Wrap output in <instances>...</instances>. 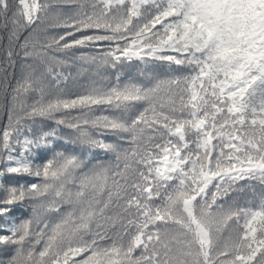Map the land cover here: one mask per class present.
<instances>
[{"label":"snow or ice","instance_id":"snow-or-ice-1","mask_svg":"<svg viewBox=\"0 0 264 264\" xmlns=\"http://www.w3.org/2000/svg\"><path fill=\"white\" fill-rule=\"evenodd\" d=\"M50 17L63 31L19 44L34 63L9 94L4 65L20 54L22 30ZM0 31V92L10 95L0 103V179L41 180L0 184V216L35 202V228L28 220L0 237L11 247L0 264H264V194L243 207L233 200L245 183L264 188V0H0ZM87 47L100 50L78 58L99 80L67 93L53 65ZM133 63L144 65L142 81L123 79ZM162 63L164 78L146 75ZM37 120L115 152V165L57 153L33 171L25 154L55 130L24 137L20 158L12 153L25 122Z\"/></svg>","mask_w":264,"mask_h":264},{"label":"trees","instance_id":"trees-1","mask_svg":"<svg viewBox=\"0 0 264 264\" xmlns=\"http://www.w3.org/2000/svg\"><path fill=\"white\" fill-rule=\"evenodd\" d=\"M59 11L70 12L71 10L60 9ZM50 22L51 17L33 26L35 30H33V28L22 30L20 39L14 48V51L20 54L13 57V66L8 67L6 64L4 65L7 75V92L9 94L11 93L12 87L15 86L16 80L27 71L25 65L34 63L32 60H24L23 50L19 47V44H23L26 38L37 43H45L47 39L54 35H58L63 31L62 29L53 30L50 28ZM100 43L103 44L104 42ZM7 44V33L0 31V62L4 61L3 53L7 48ZM99 50L100 49L97 47L76 49L74 50L75 56L70 54L67 58L63 57L61 54V58L66 59V63L61 65H53V67L55 68V71L61 72L67 77L66 82L62 85V88L65 90V92L78 93L82 91L84 86L88 85L93 80H99V77L96 75L95 66L78 58L81 53L87 55H96ZM167 68L168 66L166 63L156 64L147 70L146 75L155 74L161 78H164ZM144 71V65L133 63L132 65L125 67L122 70L121 75L125 81L129 79L142 81L143 78L141 77V72ZM3 75V73H0V84L3 83ZM106 75L111 77L114 74L111 72V70H109ZM8 100H10V95L8 96V99H4V93L0 92V103L7 104ZM6 123L7 114L5 110L0 112V129H2ZM25 124L27 127L20 135L21 144L15 145L14 142L15 151L12 154L17 158H20L24 137H28L30 139H39L43 133H51L53 130L56 132L55 136L50 135L48 137L47 147H41L37 149L33 146L31 152L25 154L27 159L32 163L33 171H35L37 167L42 166L47 160L53 159L57 153H63L67 156L75 155L81 160L85 161L89 168L110 167L116 163L115 152L92 150L87 146L81 145L75 141V134L71 130L65 126H57L54 121L37 120L34 124L31 121H26ZM28 127L31 128V131H28ZM104 139L107 143L117 145L118 149L128 147L127 144H120L115 136L109 135L104 137ZM6 157L7 153H0V170L8 166ZM12 166H15L14 162ZM40 182V178L26 173L6 174L3 179H0V184H4L5 186H19L21 184L28 185L31 183ZM262 194H264V188H262L258 182H248L245 183L240 192L233 197V200L239 204V206L243 207L247 206L249 202L258 200ZM4 195L5 193L0 191V198H2ZM34 203V201L25 200L23 203L13 205L11 211L6 215L0 216V237L9 236L11 233L8 231V229L19 226L28 220H33V228H35V216L32 211ZM4 252L10 253L11 247L0 244V258H3Z\"/></svg>","mask_w":264,"mask_h":264}]
</instances>
